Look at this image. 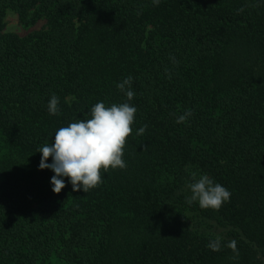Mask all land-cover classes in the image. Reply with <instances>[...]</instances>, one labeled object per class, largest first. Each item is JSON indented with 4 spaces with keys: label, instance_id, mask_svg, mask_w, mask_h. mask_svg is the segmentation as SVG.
<instances>
[{
    "label": "trees",
    "instance_id": "obj_1",
    "mask_svg": "<svg viewBox=\"0 0 264 264\" xmlns=\"http://www.w3.org/2000/svg\"><path fill=\"white\" fill-rule=\"evenodd\" d=\"M129 76L126 167L54 192L37 150ZM193 171L230 199L189 205ZM0 264H264V0H0Z\"/></svg>",
    "mask_w": 264,
    "mask_h": 264
},
{
    "label": "clouds",
    "instance_id": "obj_2",
    "mask_svg": "<svg viewBox=\"0 0 264 264\" xmlns=\"http://www.w3.org/2000/svg\"><path fill=\"white\" fill-rule=\"evenodd\" d=\"M153 3L158 5L160 0H153ZM131 83L130 76L117 83V88L126 95V101L110 105L104 101L96 102L87 118L58 128L54 138L52 136V142L37 150L42 154L38 168H48L54 173L50 178L54 192L59 193L65 187V178L74 191L82 189L87 192L103 182L101 169L106 172L109 167H126L124 145L132 133L131 125L137 111L136 106L129 103L135 95ZM59 103L60 98L53 93L47 105L50 115L59 114ZM191 114V110L185 111L177 118V122L185 121ZM145 129L146 126L139 128L137 134H143ZM49 157L51 162H48ZM188 188L191 195L186 196V202L189 205L197 202L201 208L218 209L231 196L225 186L206 173L198 175L195 171L191 172ZM231 246L235 248L234 242ZM210 247L218 250L219 238L211 241Z\"/></svg>",
    "mask_w": 264,
    "mask_h": 264
},
{
    "label": "rangeland",
    "instance_id": "obj_3",
    "mask_svg": "<svg viewBox=\"0 0 264 264\" xmlns=\"http://www.w3.org/2000/svg\"><path fill=\"white\" fill-rule=\"evenodd\" d=\"M6 30L19 33L21 35H26L29 32L40 28L42 22L39 21L33 26L24 25L19 18L18 13L15 10L8 9L5 16Z\"/></svg>",
    "mask_w": 264,
    "mask_h": 264
}]
</instances>
